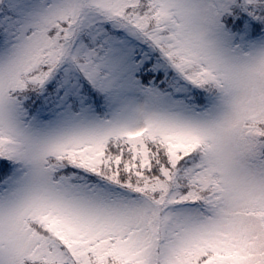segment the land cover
Here are the masks:
<instances>
[{
    "label": "snow or ice",
    "instance_id": "1",
    "mask_svg": "<svg viewBox=\"0 0 264 264\" xmlns=\"http://www.w3.org/2000/svg\"><path fill=\"white\" fill-rule=\"evenodd\" d=\"M0 264H264V0H0Z\"/></svg>",
    "mask_w": 264,
    "mask_h": 264
}]
</instances>
